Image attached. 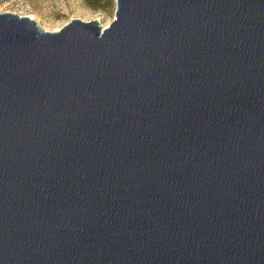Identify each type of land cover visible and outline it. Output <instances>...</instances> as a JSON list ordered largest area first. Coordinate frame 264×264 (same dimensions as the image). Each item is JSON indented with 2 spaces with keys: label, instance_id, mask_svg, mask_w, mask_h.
Masks as SVG:
<instances>
[{
  "label": "water",
  "instance_id": "water-1",
  "mask_svg": "<svg viewBox=\"0 0 264 264\" xmlns=\"http://www.w3.org/2000/svg\"><path fill=\"white\" fill-rule=\"evenodd\" d=\"M114 1L0 14V264H264V0Z\"/></svg>",
  "mask_w": 264,
  "mask_h": 264
},
{
  "label": "rangeland",
  "instance_id": "rangeland-1",
  "mask_svg": "<svg viewBox=\"0 0 264 264\" xmlns=\"http://www.w3.org/2000/svg\"><path fill=\"white\" fill-rule=\"evenodd\" d=\"M115 7L114 0L93 5L84 0H0V14L28 17L46 32H57L74 19L97 21L105 28L114 20Z\"/></svg>",
  "mask_w": 264,
  "mask_h": 264
},
{
  "label": "trees",
  "instance_id": "trees-1",
  "mask_svg": "<svg viewBox=\"0 0 264 264\" xmlns=\"http://www.w3.org/2000/svg\"><path fill=\"white\" fill-rule=\"evenodd\" d=\"M85 2H87L89 5H93V4H99L102 0H84Z\"/></svg>",
  "mask_w": 264,
  "mask_h": 264
}]
</instances>
